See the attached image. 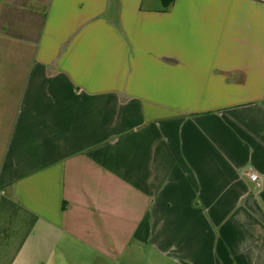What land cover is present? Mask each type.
I'll use <instances>...</instances> for the list:
<instances>
[{
  "label": "crops",
  "instance_id": "1",
  "mask_svg": "<svg viewBox=\"0 0 264 264\" xmlns=\"http://www.w3.org/2000/svg\"><path fill=\"white\" fill-rule=\"evenodd\" d=\"M0 203V264H264V0H0Z\"/></svg>",
  "mask_w": 264,
  "mask_h": 264
},
{
  "label": "rangeland",
  "instance_id": "2",
  "mask_svg": "<svg viewBox=\"0 0 264 264\" xmlns=\"http://www.w3.org/2000/svg\"><path fill=\"white\" fill-rule=\"evenodd\" d=\"M10 207L11 206H7V205H4V204L0 203V223L1 222L5 223V221H11L10 215H13V217H15V218L16 217L28 218V220H29L28 222L30 224L31 218L26 216V214L23 211L17 209L16 207H13V210H11ZM29 224H28L27 228H29ZM20 229H16V230L19 231ZM22 231H23V234H24V232L27 231L26 227H25V229L23 228V229L20 230V232H22ZM18 239L19 238H15V241L18 240Z\"/></svg>",
  "mask_w": 264,
  "mask_h": 264
},
{
  "label": "trees",
  "instance_id": "3",
  "mask_svg": "<svg viewBox=\"0 0 264 264\" xmlns=\"http://www.w3.org/2000/svg\"><path fill=\"white\" fill-rule=\"evenodd\" d=\"M175 1L176 0H161L162 10H164V11L168 10L170 8V6L175 3ZM32 217H33V220L31 219L30 223H33L37 219L36 216H32Z\"/></svg>",
  "mask_w": 264,
  "mask_h": 264
},
{
  "label": "built area",
  "instance_id": "4",
  "mask_svg": "<svg viewBox=\"0 0 264 264\" xmlns=\"http://www.w3.org/2000/svg\"><path fill=\"white\" fill-rule=\"evenodd\" d=\"M250 178L252 181L257 182L259 184L260 176L255 172H250Z\"/></svg>",
  "mask_w": 264,
  "mask_h": 264
}]
</instances>
